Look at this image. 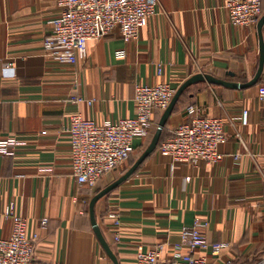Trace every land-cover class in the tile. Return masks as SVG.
<instances>
[{
	"label": "crops",
	"instance_id": "0c3cea01",
	"mask_svg": "<svg viewBox=\"0 0 264 264\" xmlns=\"http://www.w3.org/2000/svg\"><path fill=\"white\" fill-rule=\"evenodd\" d=\"M225 4L160 0L158 14L139 39L91 40L86 60L68 65L43 52L50 22L60 13L55 0H0V140L18 141L15 157L0 156V239L11 234L4 209L15 201L27 219L28 237L37 236L36 260L114 264L93 232L89 203L120 177L103 180L112 172L94 188L77 183L67 133L70 119L81 114L102 123L134 117L138 84L169 82L178 90L198 74L251 80L260 60L258 24L233 25ZM120 50L123 57L117 55ZM74 95L94 103H71ZM191 105L202 117L225 120L223 160L193 166L173 163L156 150L99 200L95 210L100 228L120 264H134L138 247L148 250L161 243L168 245L163 259L169 260V246L200 217L208 223L204 233L209 242L228 244L211 264H264V101L258 85H192L170 117L167 133L189 119L185 110ZM162 114L156 112L154 122ZM143 141L136 142V149ZM237 152H242L240 159L234 157ZM114 211L122 218L119 242L109 218Z\"/></svg>",
	"mask_w": 264,
	"mask_h": 264
},
{
	"label": "built area",
	"instance_id": "2783aa9c",
	"mask_svg": "<svg viewBox=\"0 0 264 264\" xmlns=\"http://www.w3.org/2000/svg\"><path fill=\"white\" fill-rule=\"evenodd\" d=\"M59 15L51 20L52 30L43 40V52L53 61L75 65L88 57L91 40L120 36L124 41L139 39L142 29L158 14L160 0H55ZM225 8L235 26L257 25L262 17V0H226ZM120 50L117 55L125 54ZM163 66H158L162 75ZM177 92L169 82L155 85L138 84L135 88V116L117 121L96 123L93 119L76 114L67 130L72 175L79 185L94 188L105 176L120 169L136 150V142L150 138L156 112H164ZM258 96L264 101V80L258 84ZM74 104L94 100L74 95ZM188 120L171 130V136L158 147L159 153L173 163H200L214 165L224 158L226 122L223 118L202 117L197 106L185 110ZM246 113L243 117L245 124ZM240 141L241 134H237ZM18 141L14 137L0 140V156L15 157ZM234 157L240 159L242 152ZM190 178H187V180ZM4 217L11 221V234L0 239V264H52L36 260L37 236L27 235V219L20 214L15 201L4 209ZM115 241L121 240L122 218L118 211L109 214ZM46 221V220H45ZM205 219L195 218L191 226L180 231V241L169 246L170 259H163L167 244H156L145 250L138 247L134 264H211L228 248L226 243L208 241ZM204 254L197 255L196 251Z\"/></svg>",
	"mask_w": 264,
	"mask_h": 264
},
{
	"label": "water",
	"instance_id": "95a60500",
	"mask_svg": "<svg viewBox=\"0 0 264 264\" xmlns=\"http://www.w3.org/2000/svg\"><path fill=\"white\" fill-rule=\"evenodd\" d=\"M263 27H264V15L260 18L258 22V33H259V42H260V60H259V67L257 69V72L255 76L248 82L240 83V82H231L226 80H221L218 78H215L212 75L208 74H198L196 76H193L189 80H187L184 84L178 88L175 96L173 97L170 105L168 108L163 112L161 115L158 128L152 137L149 146L145 149V151L141 154V156L134 162V164L117 180L106 186L105 188L99 190L97 194L91 199L89 203V215H90V221L92 225V229L94 234L96 235L100 245L106 252L107 256L113 261L114 264H120L118 257L114 253L112 247L106 240L102 229L100 228V225L98 223L97 217H96V205L103 197L107 196L109 193L114 191L116 188H118L120 185H122L124 182H126L143 164V162L156 151L159 142L161 140V137L163 135L164 128L166 127L170 117L174 113V110L178 104V101L182 97V95L185 93V91L191 87L194 84H197L199 82H208L209 84L213 85H221L226 87H231L235 89H249L252 87H255L259 84L260 81L264 80V36H263ZM229 75L234 76V74L230 73Z\"/></svg>",
	"mask_w": 264,
	"mask_h": 264
},
{
	"label": "rangeland",
	"instance_id": "374dc122",
	"mask_svg": "<svg viewBox=\"0 0 264 264\" xmlns=\"http://www.w3.org/2000/svg\"><path fill=\"white\" fill-rule=\"evenodd\" d=\"M159 120L155 121L154 126H153V130H152V134L151 137L149 139H145L143 141V147L141 146L140 148L136 149L135 152L133 153V156L131 158V160H129L127 163H125L118 171L113 172L112 174H110L109 176H107L106 178H104L103 180H108L109 177H113V178H117V177H121L123 175V173H125L130 167L131 165L141 156V154L144 152V148L149 146V143L152 139V137L154 136L157 128H158V124H159ZM167 129V127H166ZM166 131V130H165Z\"/></svg>",
	"mask_w": 264,
	"mask_h": 264
},
{
	"label": "trees",
	"instance_id": "16d2710c",
	"mask_svg": "<svg viewBox=\"0 0 264 264\" xmlns=\"http://www.w3.org/2000/svg\"><path fill=\"white\" fill-rule=\"evenodd\" d=\"M264 15V9H263V0H262V16ZM250 81V80H249ZM259 83H261V81L259 82ZM190 88V87H189ZM189 88L185 91V93L182 95V97L188 92V90H189ZM182 97L180 98V100L178 101V104H177V106H176V108H175V110H174V113L177 111V109H178V105H179V102L181 101V99H182ZM161 118V117H160ZM167 125H168V123H167ZM167 125H166V127H167ZM166 127L164 128V131H163V135H162V137H161V140H160V142H159V145H158V147L160 146V144L165 140V139H167V138H169V136H171V133L169 134V133H167L165 130H166ZM151 137V136H150ZM149 139V138H148ZM158 147H157V149H158ZM147 147H145L144 148V150L143 151H145V149H146ZM156 149V150H157ZM132 156H133V154H132ZM132 156L130 157V159L129 160H131V158H132ZM128 160V161H129ZM134 164V163H133ZM132 164V165H133ZM131 165V166H132Z\"/></svg>",
	"mask_w": 264,
	"mask_h": 264
}]
</instances>
